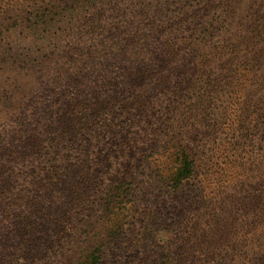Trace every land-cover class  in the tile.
<instances>
[{
    "label": "rangeland",
    "instance_id": "374dc122",
    "mask_svg": "<svg viewBox=\"0 0 264 264\" xmlns=\"http://www.w3.org/2000/svg\"><path fill=\"white\" fill-rule=\"evenodd\" d=\"M11 1L0 2V264H81L97 248L104 264H264V144L243 189L227 166L176 191L162 170L173 142L197 163L228 149L206 131L239 117L219 92L235 71L261 80L264 0H78L44 36L25 25L38 1ZM71 19L86 33L70 35ZM165 75L184 85L161 89ZM216 93L212 107L196 102ZM258 97L254 82L242 98ZM201 192L212 215L193 229L187 200Z\"/></svg>",
    "mask_w": 264,
    "mask_h": 264
},
{
    "label": "trees",
    "instance_id": "16d2710c",
    "mask_svg": "<svg viewBox=\"0 0 264 264\" xmlns=\"http://www.w3.org/2000/svg\"><path fill=\"white\" fill-rule=\"evenodd\" d=\"M1 1L2 0H0V2ZM19 1L24 2L31 0H12L11 3L7 5L12 7L13 4ZM37 1H38L37 2L38 7L33 9L35 13H33L32 10L29 11V9L25 10L27 11V15L25 17V21H26L25 25L29 26L30 29L40 28L42 30V34H41L42 36L46 35L47 33L51 35V31L53 28V27L51 28V25L53 24L52 20L54 21V23L56 22L53 16L54 14L58 12V16L61 14L66 15L69 9H74L76 11L77 5L80 3L77 2L78 0H72V1L59 0L61 3L57 2V0H47V1L37 0ZM91 1L95 2L96 0H91ZM3 11L5 12L6 10ZM3 11H0V13H3ZM70 21L71 22L69 23L67 22L66 24L67 27L71 29L70 35H73L74 32H78V31L83 32V34L86 33V31H84L82 28H79V24H76L72 19ZM86 22H84L83 25L86 24ZM97 23L99 27L100 26L99 19ZM14 24L16 25V23ZM1 31L2 29L0 28V33ZM54 41L55 42L61 41V36H58ZM239 66H237V68H239ZM250 67L251 66L246 65L244 66V68H241L240 70L236 69L237 71H235L236 72L235 76H232V79L226 82L228 90L221 89L219 91L225 93L226 95L225 102H230V103L234 102L238 105V110L235 114L238 115L239 117H235V118L229 117V119H227L224 116V119L221 118L219 119V121L215 119V121H213L210 124V126L206 124V126H209L206 131L207 133L209 131V128H212L213 126L216 130L220 131V133L225 134L224 140L219 145H221V147L224 145L223 147L228 149L220 151L218 150L220 147H217L218 148L217 151L215 149L214 152L212 151L213 153L211 152L212 153L211 155L209 154L208 156H205L204 160H202L201 158L202 160L201 163H197V156H196L197 154L194 151V149L190 147L189 144H187L188 142L182 144L173 142L172 145L170 146L171 147L170 151H172L170 157L172 159L171 160L172 163H174V166L168 168L167 170L162 169L165 179L162 180L166 186L176 191L181 189L182 186L186 184H191V181L194 178H196V176L198 175L206 179L208 174L207 172H209L210 169L214 166H218L220 168L221 166H227L229 168L227 170L231 171L230 176L233 179V182L238 183L236 185L240 186L241 189H243L246 186L245 182L247 180V177L243 176L245 175L244 169H247L248 171L249 164L254 163L255 159L252 156L254 152L253 148H256V146L261 147L264 144V97L263 99L261 97H258V99L256 100L257 102L254 103L251 102L250 99L244 100V98H242L244 97V95H247L249 86L251 84L253 85L254 82L258 90L260 88L264 90V73L260 75L261 80L258 82V84L255 80L250 84L248 83V79L249 82L252 81V77L249 76ZM165 76L167 77V75ZM167 80H169L168 77L166 78V80L156 81L155 85H160L161 89L163 88L166 89L171 86H175L176 88H179L184 85L181 83H177L178 81H173V83H167ZM186 83H188L189 86H191L192 84L191 81H186ZM207 86H210V84H207ZM186 89L187 88H185V90ZM217 96L218 93L214 95L210 94L206 96L203 94L201 95L199 94L197 97L198 101L196 102H202V104H207L204 106L205 108H208L210 106L212 107L213 102H215L214 98H217ZM79 102H81V104H87L88 106L97 105V104L99 105L100 99L92 97L91 100L85 101L84 99H81V101ZM233 110L235 111V109ZM246 119L248 120L246 121ZM71 120L73 122L80 124L79 122L80 120L75 121L73 117ZM88 120H89L88 118L82 120L84 121L83 124H87ZM257 130H260L261 132L260 142L259 143L255 142L256 144H251V142L249 143L246 142V139H248L247 136L251 135L252 133H257ZM34 146L35 148L38 147V145L36 144H34ZM229 148L230 150L232 149L234 150L233 153L228 154L227 151L229 150ZM38 151L34 149L33 152L36 154ZM258 163L264 165V156L262 157L261 161L255 162V164ZM140 173L142 174L143 171H140ZM151 173H152L151 170H149L147 172H144V175L150 176ZM123 191L126 192V188H124ZM236 193H239V190L235 191V194ZM196 195L197 197L198 195L200 196V200H198V198L197 200H195V202H192L190 199L187 200L189 209L193 210V212L195 213L199 210V214L195 219L194 226H192L193 229L198 228L199 222L203 218L205 217L209 218L212 215L209 212L212 210V208L211 210L208 209V206L212 203V197H208V196L206 197V194L202 192L201 194L196 193ZM197 201H199L198 206L196 205ZM187 223H188L187 227H189L190 222ZM81 264H104L100 248L93 249L92 251H90V253L85 256V259Z\"/></svg>",
    "mask_w": 264,
    "mask_h": 264
}]
</instances>
